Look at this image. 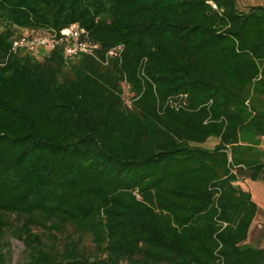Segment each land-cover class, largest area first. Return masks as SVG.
Here are the masks:
<instances>
[{
	"label": "trees",
	"instance_id": "trees-1",
	"mask_svg": "<svg viewBox=\"0 0 264 264\" xmlns=\"http://www.w3.org/2000/svg\"><path fill=\"white\" fill-rule=\"evenodd\" d=\"M263 141L264 3L0 0V264H264Z\"/></svg>",
	"mask_w": 264,
	"mask_h": 264
},
{
	"label": "built area",
	"instance_id": "built-area-1",
	"mask_svg": "<svg viewBox=\"0 0 264 264\" xmlns=\"http://www.w3.org/2000/svg\"><path fill=\"white\" fill-rule=\"evenodd\" d=\"M59 45L63 46L65 54L68 56L79 54L93 55V49L96 47V45L91 44L86 39V32L83 28L78 25H72L64 28L60 35L40 32L27 34L14 42L13 49L17 51L20 48H25L34 52L40 48L52 50ZM120 49L121 46L109 49L107 54L110 56L114 55Z\"/></svg>",
	"mask_w": 264,
	"mask_h": 264
},
{
	"label": "rangeland",
	"instance_id": "rangeland-1",
	"mask_svg": "<svg viewBox=\"0 0 264 264\" xmlns=\"http://www.w3.org/2000/svg\"><path fill=\"white\" fill-rule=\"evenodd\" d=\"M44 52L45 49L40 48L32 53L38 57H42ZM216 143L217 139L209 138L203 146L212 148ZM241 186L251 193L253 201L259 206V213L252 223V230L250 231L248 242L252 244H262L264 242V183L247 179L241 184ZM7 240L10 243L9 264H23L26 258L23 242L11 236L9 233L7 235Z\"/></svg>",
	"mask_w": 264,
	"mask_h": 264
},
{
	"label": "crops",
	"instance_id": "crops-1",
	"mask_svg": "<svg viewBox=\"0 0 264 264\" xmlns=\"http://www.w3.org/2000/svg\"><path fill=\"white\" fill-rule=\"evenodd\" d=\"M253 1H259L260 3H264V0H253ZM262 147H263V144H262ZM247 180V179H246ZM243 182H245V180L244 181H240V182H238V184L241 186V184L243 183ZM242 187V186H241ZM244 189V188H243ZM244 190H246V189H244ZM258 213H259V211H258ZM258 213H257V215L255 216V218L258 216ZM255 218H254V220H255ZM254 220L252 221V223L254 222ZM252 230V224H251V226H250V231ZM249 236H250V232H249ZM249 236H248V239H249Z\"/></svg>",
	"mask_w": 264,
	"mask_h": 264
}]
</instances>
